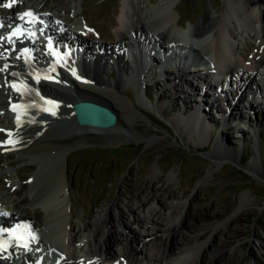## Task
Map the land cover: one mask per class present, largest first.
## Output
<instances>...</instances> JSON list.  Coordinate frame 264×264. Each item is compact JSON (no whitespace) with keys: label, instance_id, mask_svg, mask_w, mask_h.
Returning a JSON list of instances; mask_svg holds the SVG:
<instances>
[{"label":"rangeland","instance_id":"1","mask_svg":"<svg viewBox=\"0 0 264 264\" xmlns=\"http://www.w3.org/2000/svg\"><path fill=\"white\" fill-rule=\"evenodd\" d=\"M26 1L46 4L49 12L55 16L54 25L63 20L69 29L68 34L72 29L69 19L79 21L81 29L76 33V40L82 45L87 44L92 48L100 46L109 52L118 41L116 30L120 25L118 16L122 0ZM158 1L138 0L137 8L145 12L149 2L156 4ZM225 1L176 0L179 16L175 15V19L186 27L189 22L195 23L211 2L214 11L221 14ZM256 8L264 17V0H257ZM148 14V22L157 25L159 15L155 16L151 11ZM85 23L95 28L98 35ZM125 36L129 38L130 34L126 33ZM58 38L63 36L59 35ZM60 41L63 43V40ZM256 43L258 40H254V37L246 38L245 43L240 39L239 51L257 60L261 54ZM106 58L109 56L106 55ZM165 64L150 63L146 67L149 73L142 83L148 84L145 89L148 100L141 93L138 101L132 81L122 91L130 97L126 101L135 112L129 118V123L122 126L125 128L121 129L124 136L102 135L103 138H94L93 144L73 147L67 152L62 149L61 153L66 155L65 164H62L65 166V173L62 171L63 183L68 182L72 197V201L65 199L66 218L74 231L69 232L65 240V244L69 245L68 251L61 249V241H57V250H62V259L80 255V263L91 260L86 247L93 239L92 224L106 206L115 208L111 213L104 214L106 222L123 216L122 227H118V230L130 236L144 230L154 234L157 230L155 225L158 224L143 225L136 220V216L158 210L167 222L170 213L177 207L181 223L174 237L178 239L181 233L189 239V243L182 241L177 245L176 253L183 252L182 256L186 257L181 264H264V99L256 97V102L250 99L253 92L257 96L258 93L264 95V82L255 79L251 89L243 92L238 99L240 92L235 91L238 80L232 76L226 83L225 94L218 93L214 97L206 93L203 97L206 102L196 105L198 94L181 93L179 87L170 83L171 79L169 82L164 80L167 74H163V69L166 71L170 68L168 62ZM110 67L109 62L105 69V80L116 82L119 73ZM130 68L125 71L127 76H130ZM188 69L191 67L187 65L182 71ZM244 81L245 77L241 76V82ZM200 84L193 81V85L198 86L195 87L197 92L202 86ZM93 91L97 93L95 89ZM237 92L238 95L235 94ZM5 96L6 92L0 93L1 102L5 101ZM61 99L66 100V97ZM233 101L238 102V108L230 105ZM2 108L0 104V127L8 122ZM203 117L205 123L202 125ZM180 120H188L189 125ZM193 122L197 123L196 128ZM51 124L55 122L51 120ZM199 129L204 130L202 134L196 131ZM70 145L63 146L68 148ZM220 150L226 151L223 164L213 153ZM57 153L47 150L46 154L38 157L22 152H0L2 208L10 209L18 202V209L24 211L23 217L43 230L48 225L46 216L49 212L43 208L39 195L43 188V176L53 170L55 163L52 160L55 154L58 158ZM254 158L257 160L251 171L247 166ZM30 166L34 169L28 170ZM22 186L26 189L21 190ZM15 191L19 192L16 194ZM61 196L64 199L68 194L62 193ZM26 197L29 201H26ZM138 200L145 201L143 208L135 211L128 209V203L133 204ZM161 202L166 206L162 207ZM62 206L63 203H59V208ZM69 210L72 217L68 216ZM162 232L142 241V250L155 253L168 246L169 237ZM104 259V256L101 257V264H107Z\"/></svg>","mask_w":264,"mask_h":264},{"label":"bare ground","instance_id":"2","mask_svg":"<svg viewBox=\"0 0 264 264\" xmlns=\"http://www.w3.org/2000/svg\"><path fill=\"white\" fill-rule=\"evenodd\" d=\"M0 1L1 3L7 2V0ZM137 1L138 0L121 1L120 15L118 16L120 25L119 27L117 26L118 28L116 30L118 41L112 51L110 50L108 52L106 48H101L100 46L92 48L87 44L82 45L78 40H76L77 36H75V34L73 35L76 37V46L80 47L79 50L82 52L81 58L83 68L80 69L79 67H72L73 64L70 62V60L66 59V61L70 63L69 69L71 72L69 75L65 74L60 69H56L57 72H52L53 77L49 82H35L32 75L25 67V59L27 60L25 54H14V57L18 63L11 61L7 55H3L2 53L0 55L2 64L8 68L6 72L3 71L4 73L0 79L2 82L12 81L15 79L12 78L13 76H15L16 80L20 81L24 86H30L31 81L34 83L37 89L40 91L42 90V92L47 94V97H37L41 101L43 105L42 107L46 106L44 108L49 111L54 109L48 98H52L59 103V108L55 110V125L48 126L47 129V122L35 120L36 117H47V112H41L37 107L35 110L29 112V109L32 108V102H30L29 99L36 100V98L28 94L26 97L28 101H24L27 107H20L15 113H8L9 115H6V119L10 125L12 123L16 124L15 119H22V122L18 123L16 130L15 127L11 126L10 132H3L2 140L5 143L2 145V148L7 150L16 147L22 149L21 152L23 154L27 153L38 157L42 154H46L47 150H53L55 153L60 152L57 153L59 154L57 155L58 158L55 154L52 160L55 165L51 173L43 176V183L41 182L43 184V188H41L42 191L40 192L39 197L42 198L40 199L44 205L43 208H45V211L47 210V212H49L48 214L46 213L47 226H53L50 236L48 237L47 235V240L50 242V240L55 238L54 240L61 241V249H63L65 252H67L69 249V245L67 243L65 244V240L67 239L66 237H69L67 236L70 234L69 232L74 231V227H72L70 220L66 218L67 213L65 202L67 201L65 199L72 201V197L68 190V182L66 181L63 183V173H65V166L63 167L62 164H65V158L61 157V161L60 156L62 155L65 157L66 155L61 153V151L63 149L64 152H67L73 147H81L93 144L95 140L94 138H103L102 135L105 137H107V135L111 137L113 135L124 136V131L122 130L125 128L122 126H125L127 123H129V118H131V115L135 112L132 111L133 106H130L131 104L128 103L129 101H126V99L130 97L122 91L126 85L132 81L136 90V97L138 101L140 100V95L143 93L140 91L142 88L141 84L149 73L148 70H146L147 64L151 63V61H154V55H152V51H155V55L157 54L160 56L162 53L158 51L156 52V50L164 48V43H166L167 46H173L171 49L175 51V54L170 57V61H173L172 63L175 65H179V67L176 69L177 73H169V70H166V72L164 69L163 74L166 75L165 73H169L170 75H167L166 78H172L170 82L174 83L177 88L179 87L180 92L184 94H188V92L190 95H193L194 93L198 94L197 88H195L197 86H194L191 80L199 82V79H202V84L204 87H206L203 97L208 91L209 93L212 92L211 94L214 97L217 95V92L220 94H225L227 92L226 82L221 81V83L215 84L212 80H210L211 77L204 71L209 68L208 64L200 68L193 63L189 65L191 69H188L186 72L182 71V69L187 67L189 62L186 61H189V58L180 54L183 53V51H180L181 47L178 45L177 40L181 39V36L189 32V41L181 39L185 44H189V47L185 49L186 52L190 53L191 49H193V52H195L196 56L195 60H204L203 58L209 55L210 58L219 65L223 72H230V78L231 76H235L238 80V84L235 86V91L238 90V92H240L237 98L243 96V92L251 89L253 83H255V79H259L261 82H264V17L261 14L260 9L256 8L257 0H226L225 7L221 14H217L214 11L213 2H211L210 6L199 17V19L195 23L189 22L186 27H183L178 22V20L175 19V15L179 16V13L176 10L178 1L159 0L156 4H153L154 2H149V7L147 11L145 10V12L140 11L137 8ZM10 3H12V1H10ZM26 6L28 7V5H25L23 8H20L18 5H16L15 11L18 12V15H22L26 9ZM12 9H4V7H1L0 4V21L13 20L10 19L12 14H8V12L12 11ZM150 11L153 12L155 16L159 15L157 25L155 24L153 26L150 24V22H148V12ZM47 15L49 16L48 13H46V15H39V18L47 19ZM70 21L74 23L73 28L76 31L81 29L79 27V21V23L73 21L72 19H70ZM60 29L62 31L67 30L64 23H60ZM71 33H74V31H71ZM126 33H129L131 38H127V36H125ZM65 34L66 33H63V36H65ZM48 35L53 37L54 32H51V29H49ZM252 37H254V40H258L259 42L258 46L261 55L257 60H255L254 57L250 59L248 55H242L239 51L241 46L239 45L240 39H242L245 43L246 38ZM9 42H13L16 46L20 45V41L17 39L9 38ZM68 44H70V42H68ZM31 45L34 49V45H37V39H34ZM191 45L195 47L193 48ZM28 48V50L32 51L31 47ZM72 49L74 48L72 47ZM48 51H50V49ZM72 51L73 50H69L68 52L71 54ZM176 51H178L179 54H177ZM56 53H63V51L58 50ZM106 55L110 57L109 60H107V58L103 59V57ZM126 58H130V62H128ZM110 59L114 61L112 66H117L119 69V74L115 83L114 81L109 82L105 80V69L108 68ZM91 63H93V66L90 65ZM2 64L0 63V65ZM53 64L57 66L55 62ZM127 68L131 69L132 77L134 78V76H136V80L135 78L134 80L131 79V77L128 78L127 74H125ZM11 69L13 72H10ZM9 72L13 73V75L10 76L8 74ZM75 74H80L82 75L83 79H88V83L76 81V79L73 78ZM220 74L218 73L215 76V79H219ZM241 76L245 77L244 83L241 82ZM67 85L69 86L67 87ZM91 88H93V90L95 89L98 94L91 90ZM256 88L259 87L256 86ZM6 89L7 93L11 92L9 88L6 87ZM238 92L235 94L238 95ZM0 93H2V89L0 90ZM121 94H124L122 95L124 97H122ZM61 97H66V100H62ZM186 97L188 96L186 95ZM258 98L263 100L264 97L259 95ZM59 99L63 102L60 103ZM251 100L256 102V96L252 95ZM77 101H91L108 107L115 113L116 121H113L112 123H106V126H97L90 123L80 124L77 120V115L72 109L73 104ZM205 102L206 101L202 100V103ZM8 103V101H0V104L5 109H7ZM196 105L198 104L196 103ZM230 105L238 108L237 101H233ZM64 112H66V115H64ZM203 120L202 125L205 123L204 117ZM180 121L184 122L186 125H189L188 120ZM192 124L193 127L195 126L196 128L197 123L193 122ZM6 128L8 127H4V129ZM196 131L202 134L204 130L199 129ZM67 133H71L70 136H66ZM68 143L71 144V147L64 148L63 145ZM218 148L221 149L222 147ZM213 153H216V158L221 160L220 164L225 163L223 158L224 155H226V151L220 150L217 152L214 151ZM257 153L259 155V149ZM258 155L257 158L259 157ZM256 160L257 159L254 158V160L247 166L251 169V171H253V168L255 167ZM33 169L34 168L32 166L28 168V170ZM25 189V186L21 187V190ZM158 190L159 189L157 188L156 191ZM17 192L19 191H15L16 194ZM31 193L32 191L29 192L28 196H30ZM62 193L66 195L68 194V196H65L63 199L61 198ZM153 197H155L154 193ZM25 199L26 201H29L27 200V197ZM17 203H15L10 209L6 207L7 210H3V205L0 204V214H3L6 218H8L6 220L11 221L12 224H16L18 227H22L23 224L33 227V230L37 231L38 235H33L32 239H34L36 243H40V246L44 249H47L48 252L49 246L48 241H46V237L38 228L37 224H31L29 219H26L25 216L23 217L22 213H24V211H20L18 209L19 207ZM59 203H63L62 208H59ZM161 205L162 207L166 206L163 202H161ZM144 206V200H138L136 203H128L127 205L128 209L134 211L143 208ZM113 210H115V208L112 209V206H106L100 211L97 221L92 224L93 242L90 240L88 246L86 247V253L88 252L87 256H89L91 260H83L80 263L82 256L72 255L71 257H64L65 259H61L59 263L55 264H101V257L103 256L107 264H181L183 259L186 258L182 256L183 252L178 254L176 253L178 251V243L182 241L189 243V239L181 233V237H178V239L180 238L179 240L174 237L176 228L180 222V215L178 216L180 211L177 207L172 210L169 217L167 218V222L165 221L166 218H162L163 216L158 210H149V212H147V214L144 216H136V220L141 222L143 225H146L147 223L158 224L155 225L157 226V230L154 232V234L147 233V231L144 230L143 232H137L138 234L136 236H130L129 234H124L118 230V227L123 224V216H119L118 219L114 217V221L112 220L110 222H106L104 214H109ZM68 214V216L72 217L71 210H69ZM102 214L103 216H101ZM66 219L68 226L65 225ZM3 223V226H11L10 222L7 223L3 221ZM160 231H163L166 233L167 237H169V245L163 247L161 251L158 250L155 253H149L142 250V241H147V238H150L151 235H157ZM18 233L22 232L18 231ZM14 242L17 241L12 240L11 249L14 247ZM56 253H50L49 251L51 257L52 255H56ZM10 263L11 262H9V259L7 258V253L0 254V264Z\"/></svg>","mask_w":264,"mask_h":264},{"label":"water","instance_id":"3","mask_svg":"<svg viewBox=\"0 0 264 264\" xmlns=\"http://www.w3.org/2000/svg\"><path fill=\"white\" fill-rule=\"evenodd\" d=\"M73 109L80 124L90 123L97 126H106V123L116 121V115L112 110L104 105L100 106L96 102H77L74 104Z\"/></svg>","mask_w":264,"mask_h":264},{"label":"snow or ice","instance_id":"4","mask_svg":"<svg viewBox=\"0 0 264 264\" xmlns=\"http://www.w3.org/2000/svg\"><path fill=\"white\" fill-rule=\"evenodd\" d=\"M12 3H15V0H12ZM12 3H7V4H4L2 5L4 8H11L12 7ZM23 15H26V16H31L32 14L29 12V13H25ZM23 15L20 17V19H23ZM20 30L17 29V32H19ZM13 35H16V32L13 33Z\"/></svg>","mask_w":264,"mask_h":264}]
</instances>
